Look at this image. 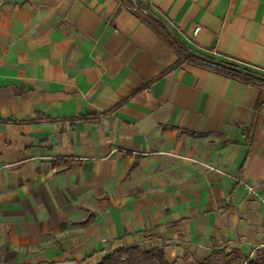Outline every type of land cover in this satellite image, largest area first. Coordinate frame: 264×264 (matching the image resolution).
<instances>
[{
	"label": "crops",
	"instance_id": "obj_1",
	"mask_svg": "<svg viewBox=\"0 0 264 264\" xmlns=\"http://www.w3.org/2000/svg\"><path fill=\"white\" fill-rule=\"evenodd\" d=\"M177 39L264 75V0H0V264L264 253V82Z\"/></svg>",
	"mask_w": 264,
	"mask_h": 264
},
{
	"label": "trees",
	"instance_id": "obj_2",
	"mask_svg": "<svg viewBox=\"0 0 264 264\" xmlns=\"http://www.w3.org/2000/svg\"><path fill=\"white\" fill-rule=\"evenodd\" d=\"M136 5L144 7V5H142V3L140 2H137ZM152 21L155 24H157L162 29V31H164V28L162 27V22L160 20L158 21L152 20ZM178 45H179L180 50L186 53L187 57L195 58L188 52V47L185 43L178 40ZM209 57L213 58L212 56H209ZM195 60H197L201 64L208 66L210 68L221 70L229 74H232L234 76L245 78L250 81L261 82L249 76H245L243 74L222 68L213 63H209V62L196 59V58ZM221 61L227 62L229 64L237 65L244 69L251 70L248 67L240 65L233 61H229V60H221ZM97 264H169V263L165 257V253L159 248L142 249L139 246H123V247L116 248L111 253H108L107 255H105L103 259Z\"/></svg>",
	"mask_w": 264,
	"mask_h": 264
},
{
	"label": "water",
	"instance_id": "obj_3",
	"mask_svg": "<svg viewBox=\"0 0 264 264\" xmlns=\"http://www.w3.org/2000/svg\"><path fill=\"white\" fill-rule=\"evenodd\" d=\"M129 1H131L132 3L135 2V0H129ZM149 14H150V16L154 17L152 13L149 12ZM163 25L166 28L167 32L169 34H171V30H170L169 26L167 25V23L163 22ZM188 52L192 56H194L195 58H198L200 60H203V61H206L209 63H213L215 65L222 67V68H225V69H228V70H231V71H234V72H237V73L243 74L245 76H249L251 78H254L256 80L264 82V75L260 74L258 72L248 70V69H244V68H241L237 65L229 64V63L221 61V60H216V59L210 58L209 56L202 54V53H199L193 49L188 48Z\"/></svg>",
	"mask_w": 264,
	"mask_h": 264
},
{
	"label": "rangeland",
	"instance_id": "obj_4",
	"mask_svg": "<svg viewBox=\"0 0 264 264\" xmlns=\"http://www.w3.org/2000/svg\"><path fill=\"white\" fill-rule=\"evenodd\" d=\"M226 258H230V262L232 264H264V253H259L258 255H254L253 253H245L241 256L238 253H229L228 255L225 254L224 259H218L219 261L216 262H207V263H199V264H222L223 262H228Z\"/></svg>",
	"mask_w": 264,
	"mask_h": 264
},
{
	"label": "built area",
	"instance_id": "obj_5",
	"mask_svg": "<svg viewBox=\"0 0 264 264\" xmlns=\"http://www.w3.org/2000/svg\"><path fill=\"white\" fill-rule=\"evenodd\" d=\"M200 29V27L198 26L196 29H195V31H198Z\"/></svg>",
	"mask_w": 264,
	"mask_h": 264
}]
</instances>
